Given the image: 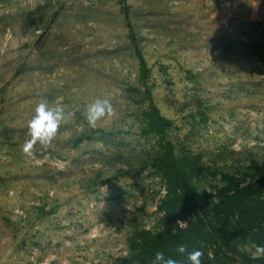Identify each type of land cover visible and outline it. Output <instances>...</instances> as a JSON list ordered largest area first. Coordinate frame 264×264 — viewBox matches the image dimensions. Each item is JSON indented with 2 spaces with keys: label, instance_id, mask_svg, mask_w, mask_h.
<instances>
[{
  "label": "rangeland",
  "instance_id": "obj_1",
  "mask_svg": "<svg viewBox=\"0 0 264 264\" xmlns=\"http://www.w3.org/2000/svg\"><path fill=\"white\" fill-rule=\"evenodd\" d=\"M42 97L67 114L30 158ZM147 98L198 193L264 163V0H0V264H135L165 187Z\"/></svg>",
  "mask_w": 264,
  "mask_h": 264
},
{
  "label": "trees",
  "instance_id": "obj_2",
  "mask_svg": "<svg viewBox=\"0 0 264 264\" xmlns=\"http://www.w3.org/2000/svg\"><path fill=\"white\" fill-rule=\"evenodd\" d=\"M136 56L143 84L147 70L138 52ZM143 116L142 133L157 137L165 187L157 206L158 229L136 234L129 246L130 261L151 264L156 252H163L166 259L188 264L186 253L176 252L179 245H184L188 252H203L201 264H264V258L252 259L237 247L240 242L264 244V163L251 162L243 169V176L221 173L212 193H198L177 166L172 147L164 137L168 121L150 101Z\"/></svg>",
  "mask_w": 264,
  "mask_h": 264
},
{
  "label": "clouds",
  "instance_id": "obj_3",
  "mask_svg": "<svg viewBox=\"0 0 264 264\" xmlns=\"http://www.w3.org/2000/svg\"><path fill=\"white\" fill-rule=\"evenodd\" d=\"M113 111L109 97H97L86 106L85 121L90 128H95L98 121H101L106 116H111ZM66 114L64 105H51L47 98L42 97L34 109V115L27 122L26 135L29 138L21 146V153L27 157L35 158V146L37 144L45 150L50 147ZM246 250L250 252L252 259L264 258V244H253L250 249ZM176 252L180 254L186 253L188 264H201L203 252L200 250L188 252L186 246L179 245L176 248ZM151 264H178V261L172 258L166 259L163 252H156Z\"/></svg>",
  "mask_w": 264,
  "mask_h": 264
}]
</instances>
